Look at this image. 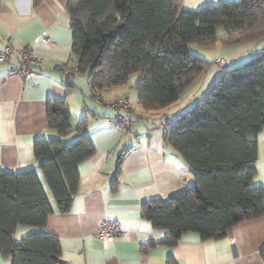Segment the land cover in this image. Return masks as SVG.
I'll list each match as a JSON object with an SVG mask.
<instances>
[{
  "label": "trees",
  "instance_id": "obj_1",
  "mask_svg": "<svg viewBox=\"0 0 264 264\" xmlns=\"http://www.w3.org/2000/svg\"><path fill=\"white\" fill-rule=\"evenodd\" d=\"M66 10L74 64L86 76L92 96L125 85L136 73L135 107L157 112L177 101L212 63L220 70L201 103L171 118L161 116L157 124L194 181L166 199L141 205V217L151 228L167 231L162 240L142 245L141 252L158 243L172 246L187 232L216 239L245 219H264V189L251 183L256 137L264 127V46L231 69H218L214 61L188 50L189 44L263 41L264 0H219L195 10L183 9L181 0H69ZM218 27L222 36L216 34ZM46 116L57 136L34 140L37 165L19 172L0 168V255L10 264H58L55 234L35 231L15 240V231L18 226L44 227L54 211L49 197L59 213L68 212L79 182L78 165L95 152L86 118L74 127L71 140L63 139L72 131L65 101L49 98ZM130 149L118 156L113 191ZM259 252L264 257V246ZM167 264L175 263L168 258Z\"/></svg>",
  "mask_w": 264,
  "mask_h": 264
},
{
  "label": "crops",
  "instance_id": "obj_2",
  "mask_svg": "<svg viewBox=\"0 0 264 264\" xmlns=\"http://www.w3.org/2000/svg\"><path fill=\"white\" fill-rule=\"evenodd\" d=\"M68 1L0 0V51L6 45L27 48L40 60L34 76L26 80L9 74L15 69L16 60L0 62V168L19 172L37 165L34 140L57 136L47 124L49 98L65 101L70 111L72 131L63 139L71 140L74 127L86 118L85 131L95 148L78 165L79 182L68 212L59 213L51 202L54 211L46 225L18 226L15 240L35 231L53 233L59 238L60 258L70 264H167L168 258L175 264H264L259 252L264 246L262 217L238 222L216 239L204 240L187 232L172 246L158 243L141 252L142 245L158 242L167 235L166 230L151 228L141 217V205L156 198L166 199L194 181L189 167L163 140L157 125L161 116L169 117L181 107L177 100L169 106L173 107L171 112L159 110L148 117L130 105L128 111L121 113L123 122L113 124L116 112L108 103L115 95L127 96L130 102L124 85L103 91L95 99L85 75H67L74 64ZM217 1L181 0V6L195 10ZM219 34L222 36L223 32ZM39 35L47 42L40 41ZM223 49L214 50L215 57H220ZM256 141V173L251 183L264 189V127ZM128 147L131 149L122 161L117 189L113 191L111 180L118 156ZM102 221L119 223L127 235L113 242L99 239L96 231ZM0 264L10 263L0 255Z\"/></svg>",
  "mask_w": 264,
  "mask_h": 264
},
{
  "label": "rangeland",
  "instance_id": "obj_3",
  "mask_svg": "<svg viewBox=\"0 0 264 264\" xmlns=\"http://www.w3.org/2000/svg\"><path fill=\"white\" fill-rule=\"evenodd\" d=\"M219 33L222 34L221 27H218L216 29V34L220 35ZM263 46H264V40L258 41V42L251 41V42L241 43L238 45H229V46H221V45L217 44V45L211 46V47L199 46L196 44H189L188 50L191 54L202 57L203 59H205L208 62H212V60L215 59L214 58L215 57L214 52L216 51L217 48L222 47L224 49H223V52L219 53L220 57H225V59L228 61L225 68L231 69L233 67H236V66L243 64L250 57H252L255 54V52L252 51L253 49H261ZM227 48H230L233 51H235L234 54H230L229 53L230 49H227ZM218 71H220V70H217L215 65L212 63L200 75V77H199L200 79H198L197 83H195V85H193V86L191 85L192 87H189L188 89H186L184 91V93L178 99V104L181 107V110H179L178 112L186 111L187 109L190 108V106L192 104H194L195 101H197L198 103H201L203 95L206 93L207 89L210 87V85L217 78V72ZM138 78H139V75L136 73H133L129 76L127 83L124 85L125 89H127V91H128V95L130 97L132 107H135V106L139 107V105L135 101V92L132 89L133 84L137 81ZM209 81H211L210 84H209ZM192 90H194L193 94L191 93ZM196 96H198L199 98L194 99ZM113 98H114V96H113ZM175 102H177V101H175ZM175 102L169 106H172L173 104H175ZM169 106L164 108V109H161V110H164L165 112L169 113V112H171V110L173 108V107L169 108ZM139 110H141V109H139ZM154 114L155 113L152 111L149 113H145V115L148 117H152ZM173 115H174V112H172L170 114V118ZM49 199L51 202H53L50 197H49Z\"/></svg>",
  "mask_w": 264,
  "mask_h": 264
},
{
  "label": "built area",
  "instance_id": "obj_4",
  "mask_svg": "<svg viewBox=\"0 0 264 264\" xmlns=\"http://www.w3.org/2000/svg\"><path fill=\"white\" fill-rule=\"evenodd\" d=\"M38 39L42 42H47V39L43 35H39ZM10 60H16V66L14 70H11L9 74L18 75L20 78L26 80L34 76V66L40 63V60L34 57L27 48L13 49L11 46L6 45L2 51H0V62H8ZM218 69L226 65V59L224 57H216L214 60ZM78 73V69L75 64L67 70V75L72 76ZM97 99L95 96H93ZM110 105L116 110V118L112 121L113 124L122 121L121 112L129 109L128 100L126 97H114L110 101ZM127 235V231L119 224L114 222L102 221L99 223L96 236L107 242H113L119 237ZM232 243V241H230Z\"/></svg>",
  "mask_w": 264,
  "mask_h": 264
},
{
  "label": "water",
  "instance_id": "obj_5",
  "mask_svg": "<svg viewBox=\"0 0 264 264\" xmlns=\"http://www.w3.org/2000/svg\"><path fill=\"white\" fill-rule=\"evenodd\" d=\"M53 259H55L58 264H70V263H67L64 259L62 258H57V257H53Z\"/></svg>",
  "mask_w": 264,
  "mask_h": 264
}]
</instances>
